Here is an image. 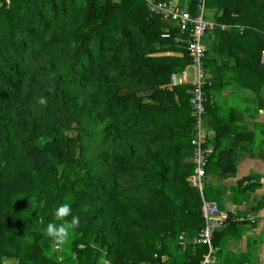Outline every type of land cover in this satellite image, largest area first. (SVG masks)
<instances>
[{
	"label": "trees",
	"instance_id": "16d2710c",
	"mask_svg": "<svg viewBox=\"0 0 264 264\" xmlns=\"http://www.w3.org/2000/svg\"><path fill=\"white\" fill-rule=\"evenodd\" d=\"M172 1L193 17L204 10L208 20L244 27L242 34L217 27L203 38L206 70L220 75L206 90L207 154V117L228 68L217 57L228 52L216 44L238 37L241 62L264 80V44L250 42L264 33V0ZM189 39L173 20L151 14L146 0H0V264L72 257V264H99L102 256L110 264H161L171 241L190 260L184 264L201 263L207 247L192 240L183 249L179 237L196 238L204 227L200 194L213 187L201 192L190 181L197 167L191 86L165 87L192 62ZM228 159L219 163L223 179L236 171ZM69 194L85 202L65 201ZM62 203L73 216L83 212L70 258L54 252L41 231ZM166 227L169 243L156 241ZM223 232L216 230L214 247Z\"/></svg>",
	"mask_w": 264,
	"mask_h": 264
},
{
	"label": "crops",
	"instance_id": "0c3cea01",
	"mask_svg": "<svg viewBox=\"0 0 264 264\" xmlns=\"http://www.w3.org/2000/svg\"><path fill=\"white\" fill-rule=\"evenodd\" d=\"M241 28L243 31L240 28H234L232 31L238 30L242 34L244 27ZM221 41L219 39L216 45L223 44L221 50H227L228 54L230 47L236 48L240 44L238 37L228 43ZM251 41L261 47L264 44V33L254 36ZM252 45L251 48L254 47ZM262 52L263 64L264 50ZM164 55L181 57L182 53L168 52ZM224 56V53L217 54L221 62ZM232 56L227 68V81L220 85L221 90L214 94L215 101H212L207 117V124L212 132L209 133L212 156L219 158L211 162L209 170L207 167L208 174L206 179H203V190L200 191L203 192L204 187L209 190L213 187L211 193L208 192L206 196L203 194L206 200L218 203L221 209L231 216L235 214L237 218L249 219L243 223L232 221L224 228L223 243L216 248L214 264H264V80L263 77L256 76V71H250V64L241 62L240 51L234 50ZM187 68L188 66L183 71ZM235 71H245L247 78L245 75L238 78ZM192 80L193 75L190 73L189 81ZM170 83L171 81L165 87L173 90ZM228 158L234 160L236 171L230 178L223 179L219 173V163L229 160ZM247 184L253 187L246 189ZM200 197L203 204L202 193ZM173 203L177 204L178 201ZM188 235L190 236L186 231L180 236H183L186 242L195 239ZM159 249L162 250V246ZM169 256L171 258L172 253L162 254L161 264H165ZM185 260L190 261L186 256ZM178 261L176 258L174 263L178 264Z\"/></svg>",
	"mask_w": 264,
	"mask_h": 264
},
{
	"label": "built area",
	"instance_id": "2783aa9c",
	"mask_svg": "<svg viewBox=\"0 0 264 264\" xmlns=\"http://www.w3.org/2000/svg\"><path fill=\"white\" fill-rule=\"evenodd\" d=\"M146 6L151 14H156L164 20H173L180 28L181 34H188L190 39L187 41V50L191 57V65L187 70L177 74L174 73L171 77L170 87L175 88L178 86L191 84L189 94L193 95L191 104L194 107L193 114L197 118L195 128L197 131V138L193 144L197 146V153L195 155V174L190 178L193 186L203 190V179L205 178L207 167L209 164L208 159L212 155L211 148L204 149L207 154L203 152L202 146L205 143L207 133L202 129V120L206 112V90L213 86V75L207 72L205 66V53L206 46L203 42L206 32L212 31L215 28H220L221 31L231 32L234 28H243L229 24H218L215 21H209L204 17V10L201 11L199 16L193 17L189 11L179 9L172 0H146ZM165 39H170L172 36L169 32L162 35ZM180 38H175V42H180ZM190 73L193 75V80L189 81ZM205 148V147H204ZM196 152V151H195ZM203 204L201 207L202 217L205 221L204 227L198 233L193 243L198 246H206L207 252L203 255L200 264H214L216 260V247L213 245L214 235L216 230L224 229L229 224L236 221L243 223L248 218H237L231 216L225 210H222L218 203L208 201L205 199L203 193ZM249 220V219H248ZM181 246L186 249L189 244L182 236Z\"/></svg>",
	"mask_w": 264,
	"mask_h": 264
},
{
	"label": "clouds",
	"instance_id": "9594fccd",
	"mask_svg": "<svg viewBox=\"0 0 264 264\" xmlns=\"http://www.w3.org/2000/svg\"><path fill=\"white\" fill-rule=\"evenodd\" d=\"M38 103L40 105H46L47 97H39ZM53 215L55 221H61V223L57 224L54 221H50L47 223L46 227L41 229V231L51 240L52 250L58 253L64 250L65 245L70 241L71 234L77 227H79V217L72 215V208L69 203L60 204L53 210ZM69 216L72 217L71 220L67 219ZM40 223L43 224V221L41 220ZM73 259H75V257H73ZM4 264H9L7 258H5ZM99 264H110V261L102 256L99 260Z\"/></svg>",
	"mask_w": 264,
	"mask_h": 264
},
{
	"label": "rangeland",
	"instance_id": "374dc122",
	"mask_svg": "<svg viewBox=\"0 0 264 264\" xmlns=\"http://www.w3.org/2000/svg\"><path fill=\"white\" fill-rule=\"evenodd\" d=\"M207 18V17H206ZM208 19V18H207ZM209 20H212V19H209ZM230 53L226 56V57H224L223 59L227 62V64H229L231 61H232V58H233V56H232V54L234 53V50H235V48L234 47H230ZM235 73H237L238 75H237V77L238 78H240V77H242V76H246V78H247V75H246V72L245 71H241V72H236L235 71ZM227 77H228V73H227ZM227 79V78H226ZM225 79V80H226ZM227 81V80H226ZM208 119V118H207ZM262 145H264V142H263V144ZM208 190V189H207ZM65 201H71L72 203H76V202H78V201H80L81 203H84L85 201H84V197L83 196H79V199H77L76 197H75V194H69V195H67L66 197H65V199H64ZM94 208H95V206H94ZM80 213H83L82 212V209H80ZM80 213H79V217H80ZM55 222V221H54ZM148 224H149V221L148 222H142V225H143V229L141 230L140 229V231H138V232H136V234H137V236L140 238V239H143V235H148L149 233L148 232H146L147 231V226H148ZM169 232H171V228L170 227H166V229L164 230V231H162V234L160 235V238H158V239H156V238H154L156 241H161L162 240V238L164 239V240H166V238L165 237H167V240H168V243H169V241H170V239H169ZM178 235V234H177ZM175 242L174 241H171L167 246H165V249H164V251H162V253L163 254H169V253H172V256H171V258H170V256H169V259H167V262L165 263V264H174L173 263V260L174 259H179V261H178V264H182V263H184V260H185V254L184 253H182L181 251H180V253H179V251H176V253H175V250H174V246H177V244H174ZM70 247H71V244H70V242L67 244V245H65V247H64V250L61 252V254L63 255V257H71V256H73L72 255V253H71V249H70ZM172 251V252H171ZM174 252V253H173ZM73 258V257H72ZM69 259V260H67L64 264H72V260L73 259Z\"/></svg>",
	"mask_w": 264,
	"mask_h": 264
},
{
	"label": "water",
	"instance_id": "95a60500",
	"mask_svg": "<svg viewBox=\"0 0 264 264\" xmlns=\"http://www.w3.org/2000/svg\"><path fill=\"white\" fill-rule=\"evenodd\" d=\"M212 73H213L214 78L219 77L218 71L216 69H214Z\"/></svg>",
	"mask_w": 264,
	"mask_h": 264
},
{
	"label": "bare ground",
	"instance_id": "6f19581e",
	"mask_svg": "<svg viewBox=\"0 0 264 264\" xmlns=\"http://www.w3.org/2000/svg\"><path fill=\"white\" fill-rule=\"evenodd\" d=\"M182 237V236H181ZM181 237H180V240H181V242L183 241L182 239H181ZM184 240H185V238H184Z\"/></svg>",
	"mask_w": 264,
	"mask_h": 264
}]
</instances>
